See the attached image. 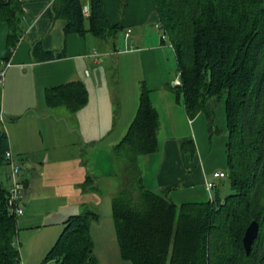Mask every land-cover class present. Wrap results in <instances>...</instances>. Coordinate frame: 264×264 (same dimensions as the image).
I'll return each instance as SVG.
<instances>
[{
  "label": "trees",
  "instance_id": "trees-1",
  "mask_svg": "<svg viewBox=\"0 0 264 264\" xmlns=\"http://www.w3.org/2000/svg\"><path fill=\"white\" fill-rule=\"evenodd\" d=\"M121 11L127 0H118ZM158 21L174 49L180 84L173 89L182 97L187 115L205 112L211 117L223 99L226 122L225 177L231 192L223 198L215 186L214 198L176 203L168 192L146 188L138 168L140 155L158 149V113L150 90L142 85L135 115L114 145L113 154L125 157L121 184L111 198V214L120 256L131 264H264V0H153ZM52 0L45 11L51 20H65L66 34L92 33L113 40L122 30L111 23L102 0ZM20 0H0V25L7 28L6 53L22 36ZM15 50V49H14ZM31 52L38 61L64 56L45 50L40 40ZM50 107L63 105L76 112L88 101L81 81L47 87ZM181 151L194 149L193 140L180 141ZM6 132L0 127V168L7 166ZM9 174V173H8ZM0 171V264H21L15 241L17 217L8 211V186ZM88 176L86 185H90ZM89 183V184H88ZM91 186V185H90ZM99 213L86 206L70 215L48 250L45 261L58 264H99L94 254L91 224ZM259 228L249 253L242 238L251 221Z\"/></svg>",
  "mask_w": 264,
  "mask_h": 264
},
{
  "label": "crops",
  "instance_id": "crops-1",
  "mask_svg": "<svg viewBox=\"0 0 264 264\" xmlns=\"http://www.w3.org/2000/svg\"><path fill=\"white\" fill-rule=\"evenodd\" d=\"M20 1L22 36L0 84V113L4 116L1 125L24 183L23 214L17 224L20 261L41 264L63 230L64 221L72 214L81 213L87 203L95 202L96 198L86 195L90 187L86 185L87 178L92 174L81 167V149L88 143L114 147L135 115L142 85L150 90V100L158 113V149L153 155L159 154L152 184L145 185L142 176L143 185L161 192L165 187L176 186L177 181L184 182L190 196L188 200L179 201L171 197V189L168 192L178 204L194 202L198 196H204L205 182L211 179L208 176L211 171L225 170L212 165L195 141V133L202 124V112L189 117L181 96L174 95L175 52L171 44L161 38V29L156 27L158 14L153 0H127L122 11H119L118 0H102L109 21L122 24L120 45L117 37L103 40L90 32L66 34L64 19L51 20L45 15L52 0ZM83 2L87 5V0ZM127 28L130 32L125 36ZM6 34L7 28L3 36L5 49ZM36 40L41 41L45 50L63 51L64 56L36 60L31 52ZM122 45L126 46L122 53L129 57L113 61ZM103 55L109 57L108 61H104ZM69 81L85 84L87 103L76 112L63 105L48 106L44 100L45 89ZM161 131L166 133L162 141L158 137ZM189 135L194 149L183 152L180 141ZM112 158L110 155L109 163ZM2 173L8 186V167ZM215 183L218 188L217 180ZM199 184L205 188L200 187V190ZM95 230H100L99 240L113 250L115 257H111V262L131 264L120 256L113 223H105V226L94 223L91 234L99 264L107 263H101L97 254ZM54 264H58L57 261Z\"/></svg>",
  "mask_w": 264,
  "mask_h": 264
},
{
  "label": "rangeland",
  "instance_id": "rangeland-1",
  "mask_svg": "<svg viewBox=\"0 0 264 264\" xmlns=\"http://www.w3.org/2000/svg\"><path fill=\"white\" fill-rule=\"evenodd\" d=\"M119 11H121L119 7ZM6 31V26L4 24L0 25V54H3L6 49H5V44H4V32ZM121 32L117 35L116 41L118 42V45H120L119 38L121 36ZM167 40V38L165 39ZM101 41V40H100ZM18 43L14 47H17ZM123 46V45H122ZM126 48V46H123L121 51L119 53H122L123 50ZM117 54L114 58L113 61H124L127 57H129L127 54ZM104 56V55H103ZM102 56V59H103ZM104 61H108V58L106 55L104 56ZM174 59V56H172ZM175 61V59L173 60ZM119 65V64H118ZM150 69H148L149 71ZM175 67L173 68V76L175 75ZM115 71H116V65H115ZM147 71V72H148ZM119 73L122 75V71H120L119 67ZM123 76V75H122ZM117 79L116 73L114 74L113 81L115 82ZM124 80L122 79L121 82ZM173 83V82H172ZM124 86V85H123ZM174 91L175 97L176 92ZM181 97V101H182ZM200 119L202 120V124L200 126V129L198 133L195 130V141H198L200 150L202 151L203 154H205L207 157H209L210 162L212 165L216 166H221L222 170L227 169V164H226V155H225V142H226V122H225V110H224V105H223V99H220L215 103V106L213 107V111L211 113V117L208 116L205 112L201 113ZM200 120V121H201ZM193 134L191 130V135ZM165 132H160L158 134L159 140L162 141L163 136H165ZM190 136V135H189ZM185 138H191L190 137H185ZM105 144L101 145H90L89 143L86 144L85 147L81 149V167L86 169L87 172H90L92 175V179L90 180V187L88 188L89 190L87 191L86 195L88 197H93L96 198L95 202L90 204L87 203L86 206H90L94 208L98 213H99V220L97 222H93L91 224L94 225V223H101L103 226H105V223H113V218L111 215V201L110 199L112 196H114L115 192L119 188L121 184V175L123 172H125V157L123 154H119L118 157H115L113 154V147L110 146V148L104 146ZM113 156L112 158V163H109V156ZM158 155H140L138 156L137 164L138 168L141 172V175L144 178L145 185L152 184L153 179H154V171L156 167V163L158 162ZM219 161V162H218ZM221 163V165H219ZM9 166H2L0 168L1 172H4L5 168ZM213 171H211L209 177L212 175ZM5 180V178H3ZM6 182V181H5ZM218 190L220 192V196L223 198L225 195L229 194L231 192V189L229 187L228 180L226 178H218ZM89 184V183H88ZM176 186H173L171 188L170 195L171 197L177 198V200H188L190 196H188L187 192L188 189L184 187V182H176ZM199 189L205 188L204 185H198ZM201 190V189H200ZM215 193V188L212 189L211 195H214ZM186 195V196H185ZM197 198L201 200L207 201L209 199V194L206 192L198 196ZM197 199V201H200ZM6 206L8 211L9 207L7 205V200H6ZM21 216L17 217V224H18V219ZM113 228H114V223H113ZM107 230V229H106ZM114 231V230H113ZM100 230H95L93 232L94 234V239L96 241V250L98 256L102 259V261L106 262L107 264H114L112 260L113 256L115 257V254L113 255V250H110L108 248V244H105V242H102L99 240ZM92 235V234H91ZM116 239V237H115ZM15 241L17 243L18 237L16 235ZM19 242V241H18ZM117 243V242H116ZM19 247V246H18ZM112 257V258H111ZM53 263H52V262ZM52 263L54 264L56 262L55 259H50L45 261V257L43 258V261H41V264L45 263ZM21 264L22 261H21Z\"/></svg>",
  "mask_w": 264,
  "mask_h": 264
},
{
  "label": "built area",
  "instance_id": "built-area-1",
  "mask_svg": "<svg viewBox=\"0 0 264 264\" xmlns=\"http://www.w3.org/2000/svg\"><path fill=\"white\" fill-rule=\"evenodd\" d=\"M83 13L84 15H88L87 5L83 6ZM156 27H158L162 31V26L159 21L156 22ZM129 32H130V29L127 28L125 31V36H128ZM161 38L164 40L167 38L166 34L163 31L161 33ZM20 40L21 38L19 39V41ZM14 49H12V54L15 51ZM95 56L97 57V54H95ZM10 65H11V57L7 60L0 58V84L3 81L5 70ZM179 84H180V73L177 72L173 80V85H179ZM3 121H4V116L2 113H0V127L1 128H2L1 124L3 123ZM5 159L7 161V165L9 166V174H8L9 185H8L7 193H6L7 205L9 207L10 212L16 217H19L23 214V205L21 204V193L24 188L23 180L20 178V166L13 159V155L9 149L5 153ZM225 175L226 174L224 171H214L211 175V179L206 180L205 186L209 194V200H212L214 198V195H211V191L216 186L215 181L218 178L225 177Z\"/></svg>",
  "mask_w": 264,
  "mask_h": 264
},
{
  "label": "water",
  "instance_id": "water-1",
  "mask_svg": "<svg viewBox=\"0 0 264 264\" xmlns=\"http://www.w3.org/2000/svg\"><path fill=\"white\" fill-rule=\"evenodd\" d=\"M258 228H259L258 222L253 220L248 224V226L244 231L242 242L246 253H249L251 249L252 242L257 236Z\"/></svg>",
  "mask_w": 264,
  "mask_h": 264
}]
</instances>
